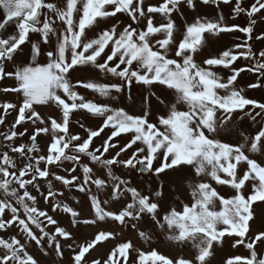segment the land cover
Returning <instances> with one entry per match:
<instances>
[{"label":"snow or ice","instance_id":"obj_1","mask_svg":"<svg viewBox=\"0 0 264 264\" xmlns=\"http://www.w3.org/2000/svg\"><path fill=\"white\" fill-rule=\"evenodd\" d=\"M253 41L264 42V0H0V264H41L34 249L47 264H264ZM242 73L255 79L241 86ZM108 223L150 250L123 240L93 257L117 238ZM80 225L97 228L90 241ZM226 245L244 251L221 259Z\"/></svg>","mask_w":264,"mask_h":264},{"label":"rangeland","instance_id":"obj_2","mask_svg":"<svg viewBox=\"0 0 264 264\" xmlns=\"http://www.w3.org/2000/svg\"><path fill=\"white\" fill-rule=\"evenodd\" d=\"M150 2L155 4L158 2V0H150ZM221 7H222L223 13L227 19V22L229 24H232V23H240L242 25L245 24V21L243 19H240V18H238L235 21L231 20L229 6L222 5ZM199 11L201 14L208 15L209 17H214L216 15V10L212 6H201ZM193 15L194 14H192V13H187L186 14L187 19L191 20ZM118 17L120 19L124 20L125 23L128 22L126 18L121 16V14H118ZM116 19L117 18H112L113 21H115ZM178 23H182V21L178 20ZM236 35L242 36V34H239V33H237V34H221L223 39H221L219 41V43L215 46V50L216 51H222V50L227 49L228 47H231L233 44L240 42L234 38ZM253 46L256 49L264 48V42L253 41ZM199 59H203V57H199ZM237 63L240 64L241 66H243V64L245 62L244 61H238ZM225 74H227V73H225ZM254 79H255V77L253 74L242 73L241 78H239V83L241 86H246L249 82H252ZM82 91L87 92V90H82ZM136 95H137V100H139V91H137ZM248 95L253 96L257 99H261L262 97H264V91H261L259 89L249 90ZM49 111H51V110H49ZM9 119H11V117H9ZM86 122L92 123L93 127H95L97 124L100 123V121L98 119H95V118H93V121H86ZM102 136H103V134H102ZM95 143L97 145H99L101 143V138H96ZM130 178L133 180V183L137 187H143L146 183L145 176L140 175V174L131 175ZM148 183H150V181H148ZM217 188L219 191H221L222 194H225V195H227L228 192H230V189H227V186H217ZM40 207L46 208L47 206L41 202ZM254 207H255V205H254ZM83 212H84L85 217H88L90 215L87 202L83 203ZM53 215L56 216V218L60 220V222L63 226H65V227L69 226V218L67 216H62V215H57V214H53ZM262 227H264V224H262L260 221H258L254 227V230H259ZM106 230H110L113 233H115L117 235V238L114 240H110V241L105 242L103 246H98L97 250L92 252L93 257L106 258L107 255L110 253V250L117 243H119L120 241H123V240H131L136 245L137 248H143V250H145V251L150 250L148 245L144 244L143 241L138 239L137 233L133 230L129 229V230H125L122 232L120 226H118L116 224H112V223H108ZM96 232H97V228L94 225H80L79 231L77 233V240L79 242L90 241L94 237V234ZM65 251H66V253H68L67 249ZM159 251H161L162 253L169 255V256H174L177 254H182L185 256L188 255L187 251L181 253L180 249L169 248V247H161L159 249ZM243 251H244L243 249H240V251H237L236 249H232L230 246L226 245L224 250L219 254V257L221 259H224V258H227V257L232 256V255L241 254V252H243ZM33 254L38 259L41 260V264H47L48 258L43 257L39 253L38 250L34 249Z\"/></svg>","mask_w":264,"mask_h":264}]
</instances>
